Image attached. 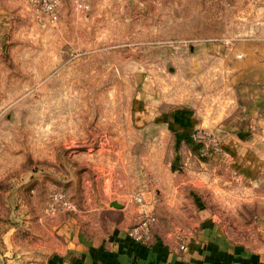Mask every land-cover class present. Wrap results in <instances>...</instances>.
I'll return each instance as SVG.
<instances>
[{
  "label": "rangeland",
  "instance_id": "374dc122",
  "mask_svg": "<svg viewBox=\"0 0 264 264\" xmlns=\"http://www.w3.org/2000/svg\"><path fill=\"white\" fill-rule=\"evenodd\" d=\"M87 2L60 0L52 24L30 0H0V264H40L62 225L109 230L124 207L129 229L136 194L166 242L209 220L262 263L264 0ZM184 106L193 129L155 124ZM247 165L249 180L235 174ZM55 193L72 208L52 211Z\"/></svg>",
  "mask_w": 264,
  "mask_h": 264
},
{
  "label": "crops",
  "instance_id": "0c3cea01",
  "mask_svg": "<svg viewBox=\"0 0 264 264\" xmlns=\"http://www.w3.org/2000/svg\"><path fill=\"white\" fill-rule=\"evenodd\" d=\"M249 65L243 67L242 78L253 77L256 71L253 53L247 54ZM261 68V67H260ZM240 76V77H241ZM255 78V75H254ZM253 96L249 102H254ZM155 124L157 126H170L182 129H193L197 121L193 109L184 106L174 108L168 113L156 109ZM247 113L253 117L254 110L247 107ZM250 125L255 126V118H250ZM224 124V123H223ZM221 124L220 128L223 127ZM244 130V129H243ZM242 131L232 137L235 150L232 153L233 164L239 168L240 139ZM193 130V134H194ZM231 140V138L229 137ZM228 140V141H230ZM222 141H224L222 139ZM237 142V143H236ZM246 152L248 154L251 153ZM247 154V156H249ZM252 154V153H251ZM250 154V155H251ZM250 157V156H249ZM239 170V169H238ZM237 176L249 180L255 175V166H248ZM142 195V194H141ZM143 196V195H142ZM112 202L109 201V205ZM119 211V210H118ZM121 220L109 230H78L76 227L62 225L56 232L59 235V245L51 250L40 264H264L254 263L245 255L246 252L237 244L228 240L218 232L211 222L202 220L198 229L185 241L170 243L159 235L152 233L151 240L143 245L133 244L127 237V229L131 224V217L126 213V207L120 210ZM13 264H24L20 261L8 260ZM39 264V263H34Z\"/></svg>",
  "mask_w": 264,
  "mask_h": 264
},
{
  "label": "built area",
  "instance_id": "2783aa9c",
  "mask_svg": "<svg viewBox=\"0 0 264 264\" xmlns=\"http://www.w3.org/2000/svg\"><path fill=\"white\" fill-rule=\"evenodd\" d=\"M31 4L36 7V12L43 16L48 22L52 24L57 20L58 9L61 5L60 0H30ZM76 8L80 11H86L88 9L87 0H72ZM50 208L54 211V208H59L62 211H66L72 208L71 203L65 198L62 193H55L51 196ZM133 200L140 206L137 212L138 222L131 226L127 231V237L133 244L143 245L151 240L152 237V225L155 222V218L151 211L146 210L147 204L141 194L133 196Z\"/></svg>",
  "mask_w": 264,
  "mask_h": 264
},
{
  "label": "water",
  "instance_id": "95a60500",
  "mask_svg": "<svg viewBox=\"0 0 264 264\" xmlns=\"http://www.w3.org/2000/svg\"><path fill=\"white\" fill-rule=\"evenodd\" d=\"M110 206L113 207L114 209H118V210L122 208V206L120 204H118L117 202H112L110 204Z\"/></svg>",
  "mask_w": 264,
  "mask_h": 264
}]
</instances>
